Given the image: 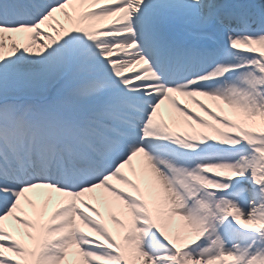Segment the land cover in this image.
<instances>
[{"label": "snow or ice", "instance_id": "6c2138e0", "mask_svg": "<svg viewBox=\"0 0 264 264\" xmlns=\"http://www.w3.org/2000/svg\"><path fill=\"white\" fill-rule=\"evenodd\" d=\"M0 264H264V0H0Z\"/></svg>", "mask_w": 264, "mask_h": 264}, {"label": "bare ground", "instance_id": "6f19581e", "mask_svg": "<svg viewBox=\"0 0 264 264\" xmlns=\"http://www.w3.org/2000/svg\"><path fill=\"white\" fill-rule=\"evenodd\" d=\"M257 2H259V0H257ZM190 106H192V105H190ZM194 107V106H193Z\"/></svg>", "mask_w": 264, "mask_h": 264}]
</instances>
